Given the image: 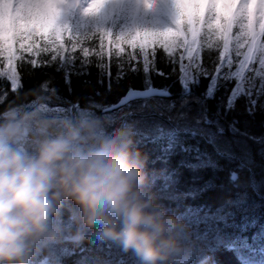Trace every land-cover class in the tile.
<instances>
[{
  "label": "trees",
  "instance_id": "1",
  "mask_svg": "<svg viewBox=\"0 0 264 264\" xmlns=\"http://www.w3.org/2000/svg\"><path fill=\"white\" fill-rule=\"evenodd\" d=\"M88 21L86 27L77 25L73 31L75 40H80L77 51H70L75 40L69 44L70 39L64 38L67 54L55 58L42 54L36 63L29 54L28 59L17 62L15 75L0 65V126L14 124L36 111L33 116L47 118L57 128L55 121L35 107L47 101L71 109L72 123L88 126L81 130L76 144L82 151L97 147L102 138L119 136L127 151L142 164L146 198L165 217L179 222L181 247L158 264H194L193 258L208 256L216 264L240 262L246 253L239 249L243 238L238 235L247 236L251 242L252 235L264 234V192L258 190L254 178L264 167V158L258 155V150L264 151V66L257 60L247 64L243 77L232 76L236 69L233 64L222 66L210 77L201 75L200 68L215 65L220 58L214 44L202 48V61L197 56L187 70L178 55L170 54L159 43L154 49L148 45L145 53L127 44L123 54L115 52L114 44L109 52L108 40L114 41L116 31L101 41L96 37L105 30ZM38 44L36 49L44 46V42ZM85 48L95 53L85 56ZM10 74L15 76L17 87L10 84ZM150 85L170 91L165 99L177 107L176 111L197 117L199 125L192 121L188 127H180L166 115L148 109L135 113L148 123L164 124L163 132L156 125L141 127L125 117L111 119L103 112L130 87ZM78 109L88 111L87 122L78 116ZM210 131L237 140V145H248L249 159L241 146H236L235 153H220L209 139ZM33 132L28 131L13 146L35 154L28 140ZM80 212V205L73 199H64L50 218L52 226L60 227V234L55 239L45 234L35 240L27 264H114L119 256L125 262L143 264L134 249H125L119 240L100 239L97 229L80 225ZM202 220L214 233L219 232L220 242L196 237L202 235ZM77 232L79 240L67 239ZM189 257L193 258L188 262Z\"/></svg>",
  "mask_w": 264,
  "mask_h": 264
},
{
  "label": "clouds",
  "instance_id": "2",
  "mask_svg": "<svg viewBox=\"0 0 264 264\" xmlns=\"http://www.w3.org/2000/svg\"><path fill=\"white\" fill-rule=\"evenodd\" d=\"M86 127L66 121L53 128L31 114L0 126V264H27L35 240L45 234L55 239L61 229L50 218L66 198L80 205V225L134 249L143 264H158L181 247L178 220L146 198L139 158L119 136L80 150L76 144ZM32 129L28 140L35 154L13 146ZM80 238L79 232L71 237Z\"/></svg>",
  "mask_w": 264,
  "mask_h": 264
},
{
  "label": "snow or ice",
  "instance_id": "3",
  "mask_svg": "<svg viewBox=\"0 0 264 264\" xmlns=\"http://www.w3.org/2000/svg\"><path fill=\"white\" fill-rule=\"evenodd\" d=\"M101 0H93L86 9L89 13H95L102 7ZM176 27L160 32H135L117 37L116 41L108 40L109 52L115 44V52L124 53V44L132 49H139L142 53L148 45L159 43L167 52L178 55L180 62L196 60L201 56L202 44L198 41V24L204 20L206 12L212 14L216 21L215 30L219 34L217 42L223 45L225 51L229 48V36L234 27L240 29L241 37L246 38L245 43L248 53L245 61L252 63L249 57L258 50L264 53V0H174ZM58 8L55 0H0V65L13 75L16 74L17 62L28 59L33 54L32 62L36 63L39 55L49 54L53 58L61 53L67 54L65 44L62 42L66 32V26L58 23ZM259 24V31L254 30L253 23ZM104 33L96 38L103 41ZM42 38L44 46L36 49L34 38ZM190 37V38H189ZM28 41V43H25ZM69 44H72L71 39ZM56 45V47H51ZM80 45L77 38L72 44L71 50H78ZM18 46V47H17ZM102 46V45H101ZM208 47H211L209 45ZM175 49V51H173ZM152 51L151 49L149 52ZM85 56L94 54L90 49H83ZM239 59V57H237ZM220 64L231 66L232 61L220 52ZM264 66V59L259 60Z\"/></svg>",
  "mask_w": 264,
  "mask_h": 264
},
{
  "label": "rangeland",
  "instance_id": "4",
  "mask_svg": "<svg viewBox=\"0 0 264 264\" xmlns=\"http://www.w3.org/2000/svg\"><path fill=\"white\" fill-rule=\"evenodd\" d=\"M172 1V0H171ZM56 5L59 3L58 0H55ZM127 11L129 12L128 15L130 17L123 22L124 24L119 28L117 31V35L114 38V41L117 39V37L122 35H128V33H135V32H144V31H150V32H160L165 31L168 29H174L176 27V24H172L166 19H164L161 14L158 13V10L156 8L155 2L150 3H143L140 5V3L137 1L136 3L132 4ZM100 14V13H98ZM106 17V16H104ZM135 17V21L132 20V18ZM62 21V17L58 16V22ZM215 23L216 21L212 18V14L206 12L204 14V20L197 26L199 30V36L203 35L205 39H202V43H206V45L202 44V48L205 49L209 46V44H214L216 48L220 51H224V54L228 57L229 60L232 61L233 65H236V69L233 71L234 76H238L242 74V71L244 70V67L249 66V63L245 61V55L248 53V47L245 43L246 38L241 37L240 29L236 27V32L234 34L232 33L229 40V48L227 51L223 49V45L221 43L217 42L218 33L215 30ZM190 38V37H189ZM39 39V38H37ZM35 40V38H34ZM25 43H28V41H25ZM18 47V46H17ZM201 48V49H202ZM239 57V59L237 58ZM264 59V53L261 51H257L254 53L253 56L249 57V60L254 62L257 60ZM222 65L220 64V58H217L216 64L214 65H204L202 68H200L201 75L209 76L213 74H218L220 71ZM219 69V70H218ZM144 106H150L154 107L157 110L156 112L160 113L161 115H166L168 119L173 120L174 122L179 121V123L183 127H188L191 123L194 122L199 124V119L192 116L190 112H179L173 110V107L171 104H169L167 101H164L161 97H153L152 101L148 100H142L138 101L136 104H130L121 106L118 109L114 110L113 112L109 113V117L111 119L113 118H119L123 114L131 113V111H140ZM42 111H47V113L51 116L54 120H60L66 121L67 113L60 108L59 106H50V107H39ZM152 125V124H148ZM180 125V126H181ZM161 130L163 128L162 125H158ZM236 129L234 130V132ZM209 137L212 139V144L215 145L216 149L220 153H235L234 149L236 146H241L240 149H242V152H244V155H246V159H249V153L250 149L248 145L245 144H238L237 140H231V138H228L225 134H218L214 131L208 132ZM236 137V136H235ZM264 141V140H263ZM232 142H235L234 144H231ZM258 155H261V157L264 158V151L258 150ZM255 183L258 190L262 193L264 192V167L260 169V171L255 174ZM174 191L175 188H174ZM234 224V222H233ZM216 240V239H214Z\"/></svg>",
  "mask_w": 264,
  "mask_h": 264
},
{
  "label": "water",
  "instance_id": "5",
  "mask_svg": "<svg viewBox=\"0 0 264 264\" xmlns=\"http://www.w3.org/2000/svg\"><path fill=\"white\" fill-rule=\"evenodd\" d=\"M153 94H168L166 91H162L156 88H150V89H141V90H133L130 89L129 92L124 96L119 103H123L126 101H129L132 98H142ZM236 178V174H233V179Z\"/></svg>",
  "mask_w": 264,
  "mask_h": 264
},
{
  "label": "bare ground",
  "instance_id": "6",
  "mask_svg": "<svg viewBox=\"0 0 264 264\" xmlns=\"http://www.w3.org/2000/svg\"><path fill=\"white\" fill-rule=\"evenodd\" d=\"M248 211H250V209L248 208Z\"/></svg>",
  "mask_w": 264,
  "mask_h": 264
}]
</instances>
